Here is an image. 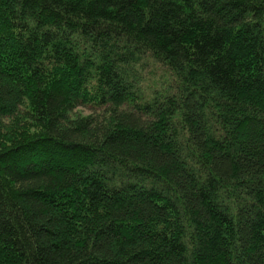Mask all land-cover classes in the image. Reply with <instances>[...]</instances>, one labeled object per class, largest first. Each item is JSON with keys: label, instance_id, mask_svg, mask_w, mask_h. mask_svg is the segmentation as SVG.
I'll return each instance as SVG.
<instances>
[{"label": "trees", "instance_id": "obj_1", "mask_svg": "<svg viewBox=\"0 0 264 264\" xmlns=\"http://www.w3.org/2000/svg\"><path fill=\"white\" fill-rule=\"evenodd\" d=\"M0 264H264V0H0Z\"/></svg>", "mask_w": 264, "mask_h": 264}, {"label": "rangeland", "instance_id": "obj_2", "mask_svg": "<svg viewBox=\"0 0 264 264\" xmlns=\"http://www.w3.org/2000/svg\"><path fill=\"white\" fill-rule=\"evenodd\" d=\"M83 111H84L83 113H85V114L88 113V112H86V110H83Z\"/></svg>", "mask_w": 264, "mask_h": 264}]
</instances>
